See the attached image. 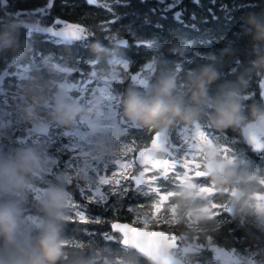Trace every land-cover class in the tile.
I'll list each match as a JSON object with an SVG mask.
<instances>
[{
  "label": "trees",
  "instance_id": "1",
  "mask_svg": "<svg viewBox=\"0 0 264 264\" xmlns=\"http://www.w3.org/2000/svg\"><path fill=\"white\" fill-rule=\"evenodd\" d=\"M261 11H264V0H96L94 4H89L87 0H0V17L4 20L23 22L32 18L40 22L39 28L37 22L35 25L38 34L21 29L20 40L23 43L18 55L0 53V120H3L0 122V151L12 152L27 144L39 145L48 154L50 151L61 167L70 173V179L63 178L65 188L75 198L83 200L79 202L78 209L67 206L70 222L64 233L65 256L59 264H153L137 249L121 241V233L111 227L114 219L162 227L179 234L180 241L197 242V247L189 249L187 258L190 261L197 259L199 264H219L212 248L207 247L211 241L240 256L241 262L234 264H264V221L251 214L234 212L233 205L225 207V202L233 204L231 188L222 192L213 190L208 192L209 197H202L194 192L201 185L209 186L207 175L194 180L196 186L179 180L174 183L158 180L153 187H160L168 195L163 211L157 209L155 213H152L151 204L153 200H159L158 195L145 188L137 192L131 183L126 187L129 189L126 195L122 196L112 195L111 187L100 186L104 189L107 203L89 202L94 195L99 199L94 184L84 190L86 197L81 195L80 181L77 180L82 177L71 166L72 162L63 160L66 154L62 151L54 153L50 140L46 138L40 137L36 141L32 122L21 119L19 115L21 106L31 103L23 98L22 86L25 83L31 82L36 86L49 84L48 94L51 88L61 84L64 77L77 79L92 73V68L105 65L107 56L100 54L94 58L90 47L97 39L106 48L112 49L109 55L118 54L128 60L123 78L110 83L119 95L132 83L128 73L141 68L145 60L152 63L147 75L149 83L165 68L171 69L176 61L181 63L176 73L177 83L187 79L192 70L212 65L220 72V79L212 85L214 91L217 85L234 80L254 58V41L242 17L249 12ZM56 18L81 25L85 29V40H66L45 32L44 27L56 29L62 26L63 22L60 25L54 23ZM108 31L111 33L107 35ZM115 34L125 37L126 41L120 43L118 40L119 45L113 48L110 40H117V37H111ZM174 42L184 45L178 50V55L175 54L176 49L169 51ZM19 70H28V75H19ZM92 74L100 79L96 72ZM261 81H264V73L253 75L248 89V103L262 99ZM180 91L186 92L187 86ZM39 108L35 117L41 115L43 119L50 107L44 104ZM152 131L137 129L129 124L115 140L120 154L132 158L133 171L140 166L134 161L136 150L148 143ZM216 137L230 143V152H234L239 159L235 165L256 174L253 177L255 190L263 191L264 184L258 181V176L264 177V145L259 150H253L240 133L232 130ZM128 148L132 151H127ZM48 169L44 166L43 173L35 180L25 207L26 220L39 215L41 198L35 186L49 185L57 179ZM129 180L132 181L131 178ZM178 193H187V198H181ZM211 200L222 204L219 210L209 215L206 213L203 219H194L191 212L194 205L204 207ZM168 201L177 203L174 210L168 209ZM81 210L88 222H80L76 213ZM141 211L147 216H158V220L146 224L136 216Z\"/></svg>",
  "mask_w": 264,
  "mask_h": 264
},
{
  "label": "clouds",
  "instance_id": "2",
  "mask_svg": "<svg viewBox=\"0 0 264 264\" xmlns=\"http://www.w3.org/2000/svg\"><path fill=\"white\" fill-rule=\"evenodd\" d=\"M248 34L254 41V58L243 67L231 81H225L212 90V85L220 79V72L212 65L194 69L187 76V91L178 89L172 69L165 68L155 79L143 87L130 83L120 96L121 116L137 129H149L163 133L168 129L183 125L206 124L221 134L228 130L240 133L248 143L264 141V98L250 99L248 89L254 74L264 73V11L249 12L242 17ZM36 21L26 18L23 22L0 17V53L18 55L22 46L21 29L36 32ZM119 40H110L116 48ZM94 58L100 54L107 56L105 67L98 72L101 83L111 74L113 62L121 60L119 55H109L112 49L99 40L91 44ZM174 42L170 52L183 48ZM49 84L36 86L31 82L22 86L23 98L31 101L19 110L21 119L32 122L39 106L50 103V111L42 120L35 122L37 132L49 123L61 127H72L77 121L87 123L103 111L102 102L94 100L91 106L82 105L70 98L66 90L57 89L47 98ZM89 131H92L90 128ZM112 136L119 138L118 130ZM115 139L100 137L94 140L92 151L104 158L114 156L118 151ZM205 172L209 185L217 192L228 189L235 191L233 211L238 214H251L264 221V209L257 208L253 202L255 182L250 171L240 169L225 160L221 155H212L207 149ZM209 161L211 163L209 164ZM43 173L42 148L27 144L12 152L0 151V264H59L65 256V230L70 222L67 211V191L62 179L45 187L39 201V215L26 220L25 207L32 195L36 178ZM187 198V193H178ZM194 219H203L204 208L191 209ZM169 252L162 245L157 253L158 260L166 258Z\"/></svg>",
  "mask_w": 264,
  "mask_h": 264
},
{
  "label": "rangeland",
  "instance_id": "3",
  "mask_svg": "<svg viewBox=\"0 0 264 264\" xmlns=\"http://www.w3.org/2000/svg\"><path fill=\"white\" fill-rule=\"evenodd\" d=\"M49 26H54V25L50 24ZM76 26L82 27L76 22L71 25V27H76ZM109 33L111 32L109 31L106 32L107 35ZM111 37H117V36L115 34V35H112ZM119 39H123V42L126 41V38L122 36L121 37L119 36ZM114 55H118V54H114ZM119 57L121 58V60H119L118 62H113L112 68H111V74L109 78L107 79L104 78V81H105L104 83H101V77L99 79V77H95L92 74L96 72L98 75V72L102 71L105 67V65H102V66H97V68L96 67L92 68L91 69L92 73L86 76H79L77 79L75 78L70 79L68 77H64L62 81H60L61 84H59L58 87L51 88L50 93L47 94V98L50 101L52 94L57 89L66 90L70 98L86 106H91L94 100L101 101L103 111H98L95 114V118L92 121H89L87 123L77 121L72 127H67V128L61 127L56 124L49 123L47 125L46 130L37 132V130L34 128V124L36 121L42 120L41 118L42 116L40 115V117H35L36 116L35 114L32 120L33 125L31 126H32V130H35L34 131L35 140L37 141L38 139H40V137H42L43 139L46 138L50 140L52 144V151L54 153H58L59 151L64 152V154L66 155L64 156L63 160L67 163L72 162L71 166L75 167L77 173L81 175L82 179L81 180L78 179L77 182L80 181L79 191L81 195H84L85 197H86V193L84 190L86 188L92 187L93 184L97 187H100L97 184V180L100 175L106 174L109 176V178H111L113 172H115L116 173L115 178L120 180V184L110 185V186L106 185V187H111L113 189H120V188L128 187L129 183L134 184L133 181L129 180L130 176H135L139 173L140 170H142L141 166H139L138 168H135V171H133L132 168L130 171L128 168L119 169L116 166H114L112 164L113 160H120L123 163H129V162L133 163L132 158L129 155L126 156L125 154H120L119 151H117V153L110 158H104L101 156H97L92 151V144L95 139L104 137L109 140H113L115 139L112 136L113 130H118V132L120 133L121 131H123V129L129 126V123L121 116L119 112L120 96L122 93H120L119 95L118 94L119 91L116 93L115 91L116 89L114 90L110 87L111 86L110 83L112 81L121 80L123 78V74L126 73L125 69L128 66V60L127 58L123 56H119ZM143 63L144 65L142 64L140 66L141 68H139L137 71L133 73L132 72L128 73L130 74L132 82H134L136 78H141V79L146 80V84L149 83L147 75L149 73V68L152 66V63L149 60H145ZM180 67H181V63L179 61L172 63L171 69H172V74L175 76V78L177 77L176 73L178 72ZM18 74L19 75L22 74L23 76H26L28 75V70H19ZM90 75H93V77H91ZM177 86L179 90L182 87L187 86L186 79L182 80L180 83H177ZM109 97H115L116 99L114 101V100L109 99ZM45 105L50 107V103L49 104L46 103ZM49 111H50V108H49ZM1 121L3 122V120H0V122ZM176 126L169 129L168 134L170 136H172L173 133H176L179 131V129H177ZM180 126L181 128L185 127L183 125H180ZM90 128L92 129V131H89ZM187 128L189 129L187 136H188V143L190 145L192 143V138L196 135V130L194 128V125L187 126ZM210 131L213 134H217L215 133L216 131L214 129H211ZM216 136H215V140L217 143L221 144L222 146L229 147L230 149H232V147H230L231 146L230 143L223 142ZM170 143L173 145L172 150L177 151V153L173 152V156L182 153V151L184 150V141L179 136L173 135L171 137ZM262 144L264 145V141H262ZM205 149H207L208 152L212 155H215V154H219L221 156L225 155L223 152L213 151L210 148L204 147L201 149L200 159L198 155L196 157L197 160L199 159V165H201L203 161L205 160V155H204ZM231 153L235 154L234 152L229 151L227 155ZM158 156L160 159L168 158L164 154V152H161V154L159 153ZM134 158H135V155H134ZM188 159L189 160L192 159L191 154L189 155ZM241 160L243 161V159ZM238 161L239 159L236 157V163ZM42 166L43 168L44 166H48L49 167L48 170L59 179L63 180V178H69V179L71 178L69 171L61 167V164L59 163L58 159L55 156H52L50 151H49V154L42 151ZM147 167L149 168V171L145 173V177H144L145 180H149L153 175H157V173L154 170H151V164H149ZM183 170L184 169H181L180 167H177L174 170L170 169L169 176H172V175L174 176L176 172H180ZM120 172H123L124 176L129 177V178L127 179L122 178L120 176ZM251 174L254 178L256 177V174L252 172ZM190 175H191V172L190 174H188L187 172H182L181 178L178 180L181 183H183L182 181H184L186 185L194 184V186H196V184L194 183V179H192ZM258 179H259L258 180L259 182L264 184V177L258 176ZM157 183H158V180L156 181L155 184L152 185V187L156 185ZM46 186L48 185H40L39 187L35 186L40 198ZM134 187L136 188L135 185ZM140 188H145L149 190L147 184L141 185ZM101 190L104 193V189H102V187H101ZM213 190L214 189L211 188L210 185L209 186L201 185L197 187L194 193L202 197H207V196L209 197L210 195L209 193ZM66 191L68 193L67 200H66L68 207L70 206L71 203L75 205H79V202L83 201L82 199L75 198L69 190L66 189ZM163 193L164 191H161L160 195L165 194ZM233 196L235 195L233 194ZM253 202L256 204L257 208L264 209V190L263 191L255 190ZM153 203H154V200H153ZM225 203H224L226 205L225 207H228L229 205H233L232 203H229V202H225ZM176 205H177L176 202H169L168 209L174 210ZM221 205L222 204H219L211 200L209 201V205H206L204 207L203 205L201 206L194 205V208H204L205 213H208L207 215H209L219 210V207ZM73 209H78V208H73ZM136 216L138 219L145 221L144 219H145V216L147 215L144 214V211H141V212H138V215L136 214ZM187 240H190V239H187ZM182 242L183 243L179 247L174 248L173 250L176 253L182 255L188 261L189 264H199V261L197 259H193L192 261H190L187 258L188 257L187 256L188 255L187 246L190 249H192V246L197 247L196 244L198 243L195 241H182ZM207 247L212 248V252H214V255L218 257L219 259V264H234L235 262L237 263L241 262L240 256L236 255L233 251L223 246L222 247L218 246L215 242L211 241V243L207 244Z\"/></svg>",
  "mask_w": 264,
  "mask_h": 264
},
{
  "label": "snow or ice",
  "instance_id": "4",
  "mask_svg": "<svg viewBox=\"0 0 264 264\" xmlns=\"http://www.w3.org/2000/svg\"><path fill=\"white\" fill-rule=\"evenodd\" d=\"M89 4L96 3V0H87ZM48 7H51V3L48 5ZM26 17V16H22ZM37 22V28L40 26V22ZM56 25H60L62 23L61 20L56 19L54 21ZM45 32L51 33L54 37H61L66 40H85V29L80 26L76 27H70V24L65 23L63 25V28L61 30H54L52 27H44ZM123 41L120 40V43ZM136 84L143 87L146 85V80L141 78H136L134 80ZM261 89V97H264V81H261L259 85ZM109 99L115 101V97H109ZM177 129H179L178 132L173 133L172 136H179L184 141V150L182 153L177 154L173 156V151L170 150L173 145L170 143L171 137L168 132H165L162 135H158L155 131H152L153 137H155V144L151 141V149H145L143 151L139 152V159L135 161L138 163L142 170L139 171V173L135 176H130L132 181L134 182V185L136 186V191L141 192V185L147 184L149 192L157 194L159 197V200L155 201L153 204H151V208L153 209L152 213H155L157 209L160 211H163V205L166 202V197L168 195H160L161 188L160 187H152L153 184L156 183L157 180H169L172 183L177 181L181 178L182 172H187L190 174L191 172V178L194 180H198V178H203L204 174L200 173V165H199V159L201 156V149L204 147L210 148L213 151H219L223 152L225 155L230 151L229 147L222 146L221 144L217 143L215 140L216 135H226V134H213L210 130L211 128L207 126L206 124H196L194 125V128L196 130V135L192 138V143L189 145L188 143V131L189 129L187 127L181 128L180 125L176 126ZM158 141L160 144L158 145ZM159 147L160 152H164V154L168 157L166 159H157V156L155 155L157 148ZM127 151H132L131 148H128ZM191 154L192 159L189 160L188 157ZM199 156V159L197 160L196 157ZM112 164L116 166L119 169H131L133 167V163H123L120 160H113ZM149 164H151V170H154L157 175H153L149 180H145V173L149 171V168L147 167ZM177 167H180L181 169H184L183 171L176 172L174 176H169V170H174ZM199 173V174H198ZM120 176L124 179H127L129 177H125L123 172H120ZM116 173L113 172L112 177L109 178L108 175H100L97 180V184L99 186H110V185H119L120 180L116 179ZM95 188V193L99 194V199L96 198L94 195L89 202H97V203H107V200L105 198V194L102 192L101 187H97L93 185ZM129 189L127 188H120V189H112V195L116 196H122L126 195ZM149 192H143L142 194H149ZM71 208H79V205L70 204ZM131 210V209H130ZM76 215L78 216L80 222H88L85 212L84 211H77ZM158 220V216L150 214V216H145V223H153ZM95 222H101L99 220H96ZM111 227L120 233L123 234V236H127L128 239L132 242H135L137 244H142L145 247H149L151 245V237L149 236L148 232L141 231L137 232L134 229L128 228L127 225H120L119 223H113Z\"/></svg>",
  "mask_w": 264,
  "mask_h": 264
},
{
  "label": "water",
  "instance_id": "5",
  "mask_svg": "<svg viewBox=\"0 0 264 264\" xmlns=\"http://www.w3.org/2000/svg\"><path fill=\"white\" fill-rule=\"evenodd\" d=\"M50 2H51V0H50ZM56 19H59V18H56ZM59 20H61L63 23L67 22V24H70V27H71V21L70 20H67V21L62 20V19H59ZM61 29L62 28H56L54 30H61ZM119 40L123 41V39H119ZM260 91H261V89H260ZM262 98H264V97H262ZM45 128L46 127H44L43 130ZM165 132H168V130ZM165 132H163V133H157L156 132V133L158 135H162ZM151 141L154 142V144H155V137H153L152 134L149 138L148 143L144 146H141L140 148H138L136 150V153H135L136 161L139 159L138 154L140 151H143L145 149H151ZM159 144H160V142L158 141V145ZM249 144L251 145L253 150H258L262 146V140H254ZM170 150H172V148ZM157 151H159V147L157 148ZM235 157H236V155L231 153V154H228L227 156H225L223 158L232 164H236ZM210 163H211V161H209V164ZM204 169L205 168H200V173H206ZM233 193H235V191H233ZM113 223H119L122 226L127 225L128 228L134 229L137 232H141V231L148 232L149 236L151 237V241H152L151 245L149 247H145L142 244H137L135 242L130 241L128 239V237L123 236L122 233H121V241L124 244L137 249L142 255L146 256L152 263H153V261H156L159 259L157 256V253L160 250L161 246L164 245V246H166V248L169 252V255L166 258L160 260L159 264H189L181 255L175 254L173 251L170 250L171 247L178 246L179 242L177 241V238L175 236H170L169 230L162 228V227H152V226L150 227V226H147L144 224H137V223H134V222H131L128 220L114 219L111 221V225Z\"/></svg>",
  "mask_w": 264,
  "mask_h": 264
},
{
  "label": "flooded vegetation",
  "instance_id": "6",
  "mask_svg": "<svg viewBox=\"0 0 264 264\" xmlns=\"http://www.w3.org/2000/svg\"><path fill=\"white\" fill-rule=\"evenodd\" d=\"M160 154H161V153H160ZM204 175H206V174H204ZM189 249H190V248H187V253H188Z\"/></svg>",
  "mask_w": 264,
  "mask_h": 264
}]
</instances>
